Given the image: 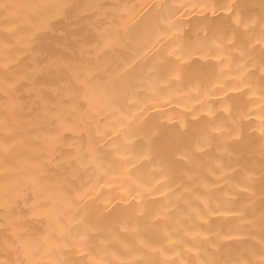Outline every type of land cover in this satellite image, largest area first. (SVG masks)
<instances>
[{"label": "bare ground", "instance_id": "bare-ground-1", "mask_svg": "<svg viewBox=\"0 0 264 264\" xmlns=\"http://www.w3.org/2000/svg\"><path fill=\"white\" fill-rule=\"evenodd\" d=\"M0 264H264V0H0Z\"/></svg>", "mask_w": 264, "mask_h": 264}]
</instances>
